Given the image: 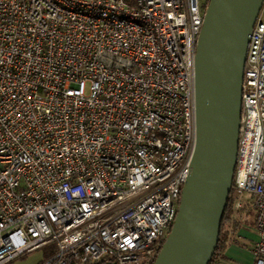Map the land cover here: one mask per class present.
Returning <instances> with one entry per match:
<instances>
[{
	"label": "built area",
	"instance_id": "2783aa9c",
	"mask_svg": "<svg viewBox=\"0 0 264 264\" xmlns=\"http://www.w3.org/2000/svg\"><path fill=\"white\" fill-rule=\"evenodd\" d=\"M209 0H0V264H153L196 147ZM229 198L264 264V0Z\"/></svg>",
	"mask_w": 264,
	"mask_h": 264
},
{
	"label": "water",
	"instance_id": "95a60500",
	"mask_svg": "<svg viewBox=\"0 0 264 264\" xmlns=\"http://www.w3.org/2000/svg\"><path fill=\"white\" fill-rule=\"evenodd\" d=\"M263 0H209L195 58L197 140L173 226L153 264H208L235 171L242 81Z\"/></svg>",
	"mask_w": 264,
	"mask_h": 264
},
{
	"label": "trees",
	"instance_id": "16d2710c",
	"mask_svg": "<svg viewBox=\"0 0 264 264\" xmlns=\"http://www.w3.org/2000/svg\"><path fill=\"white\" fill-rule=\"evenodd\" d=\"M252 215H255V212L250 204H246V206L240 211H235L233 209L231 198H229L220 226L218 243L208 264H219L226 258V249L230 244L239 241L241 231L248 223H250L249 217ZM54 252L55 248L53 246L44 248L39 262L51 257Z\"/></svg>",
	"mask_w": 264,
	"mask_h": 264
},
{
	"label": "rangeland",
	"instance_id": "374dc122",
	"mask_svg": "<svg viewBox=\"0 0 264 264\" xmlns=\"http://www.w3.org/2000/svg\"><path fill=\"white\" fill-rule=\"evenodd\" d=\"M254 216L249 217L250 223L242 229L239 241L228 246L225 253L226 258L219 264H251L255 238ZM42 250L32 252L12 264H37L42 257Z\"/></svg>",
	"mask_w": 264,
	"mask_h": 264
},
{
	"label": "crops",
	"instance_id": "0c3cea01",
	"mask_svg": "<svg viewBox=\"0 0 264 264\" xmlns=\"http://www.w3.org/2000/svg\"><path fill=\"white\" fill-rule=\"evenodd\" d=\"M253 261H254V254H253V256H252V262H251V264L253 263Z\"/></svg>",
	"mask_w": 264,
	"mask_h": 264
}]
</instances>
